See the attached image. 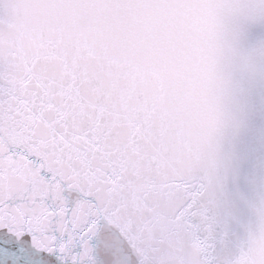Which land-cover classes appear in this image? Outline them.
<instances>
[{"label":"snow or ice","instance_id":"1","mask_svg":"<svg viewBox=\"0 0 264 264\" xmlns=\"http://www.w3.org/2000/svg\"><path fill=\"white\" fill-rule=\"evenodd\" d=\"M264 0H0V264H264Z\"/></svg>","mask_w":264,"mask_h":264},{"label":"water","instance_id":"2","mask_svg":"<svg viewBox=\"0 0 264 264\" xmlns=\"http://www.w3.org/2000/svg\"><path fill=\"white\" fill-rule=\"evenodd\" d=\"M256 2V0H253ZM264 34V29L253 28L251 39ZM248 126L239 142V150L247 157L245 167L252 170L261 160H264V91L254 89L248 99Z\"/></svg>","mask_w":264,"mask_h":264}]
</instances>
